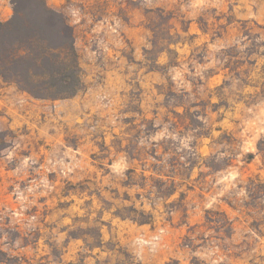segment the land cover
Returning a JSON list of instances; mask_svg holds the SVG:
<instances>
[{
  "label": "rangeland",
  "instance_id": "rangeland-1",
  "mask_svg": "<svg viewBox=\"0 0 264 264\" xmlns=\"http://www.w3.org/2000/svg\"><path fill=\"white\" fill-rule=\"evenodd\" d=\"M47 2L73 27L85 87L45 100L0 77V264H264V0ZM12 12L0 0V20ZM152 164L176 194L151 193L152 223L115 216L151 209L124 182Z\"/></svg>",
  "mask_w": 264,
  "mask_h": 264
},
{
  "label": "trees",
  "instance_id": "trees-1",
  "mask_svg": "<svg viewBox=\"0 0 264 264\" xmlns=\"http://www.w3.org/2000/svg\"><path fill=\"white\" fill-rule=\"evenodd\" d=\"M11 4L13 9L11 17L4 21L0 20V77L37 99L69 98L83 90L85 84L75 45L74 30L66 15L50 6L47 0H11ZM166 13L168 20L174 17L171 12ZM50 21L54 23V27ZM170 28L171 26L167 27L168 36L164 37L165 40L162 42L163 44L166 41L164 49L169 55L175 54L169 47L170 44L179 42V40L170 38ZM161 29L165 30V28ZM152 43L153 46H156V41H152ZM254 45L256 48L264 46V41L256 42ZM227 49L232 51L235 46H230ZM148 51L151 50H145V52ZM252 62H255V59L251 60ZM169 63H173L172 60ZM235 63L234 66H230V62H227L225 68L229 67V72L239 75L240 65H243L244 60H238ZM242 72L245 74L247 70L244 69ZM253 86L257 87L256 84ZM261 91L264 92V82ZM156 159L162 162V159ZM168 164L174 169L173 172L180 170L178 166H183L177 157H172ZM159 166L152 164L149 168H142L141 182L132 180L130 176L124 182V185L128 187L135 186L141 189L142 192H136L135 197L139 199L142 196L149 199L151 209L145 210L144 202L140 203V207L130 203L116 208L113 212L115 216L140 224L154 221L155 206L151 203L153 199L152 196L150 197L151 193L155 198L166 201L176 194L179 183L174 175L162 171L158 168ZM146 170L150 171L149 176L144 174ZM147 180L151 181L156 190H148L145 187ZM129 197L124 198L129 199ZM184 197L185 192L180 191L176 201L165 203L164 207L171 208L170 210L166 209L167 220L171 219V211L174 208L183 210V204L178 206L177 202L183 201ZM209 212V210L206 211L207 220H210ZM216 213L221 216L222 225L226 227V233L230 235L232 233L231 221L223 211H216ZM101 244L102 240L98 230L93 235V241L87 243V246L94 247Z\"/></svg>",
  "mask_w": 264,
  "mask_h": 264
},
{
  "label": "snow or ice",
  "instance_id": "snow-or-ice-1",
  "mask_svg": "<svg viewBox=\"0 0 264 264\" xmlns=\"http://www.w3.org/2000/svg\"><path fill=\"white\" fill-rule=\"evenodd\" d=\"M50 23H53L52 21H50ZM53 27H54V23H53Z\"/></svg>",
  "mask_w": 264,
  "mask_h": 264
}]
</instances>
